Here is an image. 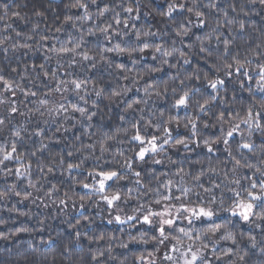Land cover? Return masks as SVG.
Segmentation results:
<instances>
[{
    "label": "trees",
    "instance_id": "obj_1",
    "mask_svg": "<svg viewBox=\"0 0 264 264\" xmlns=\"http://www.w3.org/2000/svg\"><path fill=\"white\" fill-rule=\"evenodd\" d=\"M73 0H0V5L8 4L10 7L9 17L5 20L0 21V39L8 37L9 39L3 45H0V69H3V75L8 78L14 79L16 82L21 83L26 88H31L37 92V97L25 98L17 92V101H24L23 104H18L22 112L28 113L27 116L14 115L12 118V124L0 130V137H11V128L24 127L28 129V132H22L25 139L18 144L19 152H30L34 151L39 147V138H29V133L39 124L40 127L46 129L47 136H53L55 127L64 122V115H56L53 113L52 116L41 117L38 113L29 112V109L34 110L37 106L38 98H42L43 94L48 91L49 88H54L56 81L49 78H44L42 74L37 77V72H33L31 65L44 64L46 70L50 72L57 70V75L60 79L71 80L73 78L87 79L89 81L87 88L90 95H88V104L85 105L83 101H79L78 97L74 92L69 90L63 93H54L50 97V105L55 106L58 102L64 103H80L82 107H88L92 111L97 112V116L91 122V127H88V122L81 120L79 114L76 113V120H69L65 122V126L69 128L67 133H56V137H59L60 143H52L49 146V150H46L43 154L37 153L36 157L27 155L25 157V163L29 160L32 162V179L37 184V188H29L27 186V179H17L15 175H7V169H14L18 165L16 162H6V167L0 166V192H7L8 188L12 184H16L17 191H20L22 195L17 197L11 193H8L5 199H0V264H97L96 261L91 259V256L98 252H103L104 255L99 257V264H145V260L153 256L157 252V244L151 239L154 231L146 230L145 226L136 223L135 227L131 224L118 225L115 222L109 224L108 220L115 214L110 209L100 202L98 195L87 194L88 190L83 189L80 186V182L91 183V178L88 177V171L95 168L97 165H103L105 168L120 169V165L124 162L125 157H131L134 155V150L138 149V145L131 142L130 137L133 134L131 128V122L139 120L143 116V120L140 123L147 124L151 121L152 124L159 123V116L161 112H164V120H167L169 115H172L179 119L180 126L176 129L175 123L170 125L173 129V136L184 138L190 136V130L184 128V123L188 117H200L198 122L199 133L198 137L212 138L215 139L220 135L219 128L220 124L216 120V116L220 112H225V120L231 119L234 123H240V119L246 116L247 108L252 102L253 97H250L247 91L248 87L255 89V72L256 64L258 62H264V57L257 58L252 55V50L256 49V46L261 45L257 51H264V7L258 2L255 5L248 4V0H218L222 9H226L229 13V17L236 16V13L231 11L230 5L235 4L237 11L241 4L244 5L245 11L249 15L245 16L241 13L237 19L245 21V31L240 32L238 24L228 25L223 20L222 13L213 12L209 16V27L205 29H193L196 35L203 36L205 33L211 30V27L216 26V19L219 18L223 27L221 31L224 32L230 40H232L231 54H239V58L244 61L245 59L253 60L250 65L254 80L249 84L244 77L234 75L228 81L227 92H221L220 97L226 100V103H221L218 100L212 106V112L208 115H202L196 110L195 100H202L198 94L193 97V103L187 110H181L176 112L171 108L172 95L169 91L167 97H157L153 92L151 97H146L143 92L145 83H152L157 89L163 90L165 84L171 87L179 84V79L173 82L172 77L179 73V78L184 79L186 75H191L194 70H199L201 76L200 80H185V84L189 87L195 86L204 89L205 81L203 79L205 74H208L210 78L216 75L215 70L211 67L213 63H216L215 57L209 59L206 63L203 55L198 54L199 44L195 41V36L190 35L185 38V44L182 45L179 42V38L175 37L173 28L175 24L182 18V15L177 13L176 19H166L160 15V11L166 9V5L170 0H98L100 7L104 4H108L110 7L115 8L116 11L120 12L121 20H129V27L123 28V24L118 26L123 32H127L128 35L114 36L109 42L104 39V36L96 31L95 35L89 36L88 29H95L96 26L103 27L107 23H113V27L117 26L113 21V12L107 13L104 17L96 19L95 13L97 7L91 6L90 11L93 13V19L90 21H76V27H72V23L64 24L65 15H80L81 13L75 9H68L66 5H69ZM179 2V0H177ZM191 3V0H188ZM201 5L206 4L209 0H197ZM137 3L140 7V19L133 20L124 13L118 4H122L124 7L132 6L136 7ZM21 5L17 8L16 5ZM36 9L45 11L44 17H36L33 12ZM208 11L207 9H203ZM11 11H20L21 15L26 16V20H19L11 16ZM147 13V15H145ZM2 14V10H0ZM193 19H195L193 17ZM11 24V28H6V25ZM34 24H38L39 27L35 33H32L31 29ZM136 26L133 29L132 25ZM62 27L60 32H56L57 27ZM139 30L141 32L151 31L158 33L152 37H142L143 40H147L151 44H162L165 48H176L183 49L188 53V58L191 60L189 65H184L183 61L180 60L178 53L173 57L169 58L171 64H177V67H169V65H161L160 59L153 61L151 50L146 51L143 54V59H140L139 53H134V58L138 60V63L133 65L131 60L127 56L117 55L115 53H105V55L112 62L111 67L109 64L100 62V49L102 47H111L117 42L126 46H135L138 42L135 40L134 32ZM16 31L23 33L20 37L15 35ZM229 32L231 35L229 36ZM26 35H32V40H26ZM41 35L47 36L48 39L43 41V47L37 45L39 37ZM69 35H71V43H69ZM83 35L84 43L78 51H87L90 55L94 56L98 61L95 69L90 67V62H85L76 57L78 63L72 67H68L71 59V54L68 55H57L51 51H48L49 46L55 45L59 48L62 44L72 47L74 43L79 41L80 36ZM173 40L176 41L173 45ZM29 43L33 45L31 51L23 48H19L16 51L12 50V45L16 43ZM188 43H194L195 47L189 49L186 47ZM8 48L7 55L3 52V48ZM210 47L215 48V34L211 41ZM222 49V45L220 46ZM45 56L51 57V59H44ZM179 60V63L177 61ZM228 62L231 63L229 57ZM116 64H124L128 69H131L127 74L129 77H138V82L135 87L140 89L139 92L133 90L123 97L122 100L118 98V102L109 104L106 99L97 98L94 94L93 86L97 89L104 88L105 96L110 94V90L116 88L118 85H128L132 87L131 79L123 80L122 74L116 71ZM25 65L28 66V72L25 73ZM150 67H158L162 70L159 72H153L150 75H145ZM11 68H17L18 71L13 73L10 71ZM66 73H71L68 75ZM223 77V71L219 73ZM24 75L26 78L21 81L20 76ZM245 80V87L241 88L238 81ZM34 81V84H33ZM179 91V89H178ZM81 94H84L83 92ZM260 94L256 93V97ZM206 98V97H205ZM134 99H147L148 104H141L138 107L143 108L144 111L141 113L137 112H124L125 102H131ZM95 100L98 104V108L92 109L91 102ZM7 105H0V116L6 114ZM43 110V109H42ZM239 114V118L237 117ZM125 115V121L120 120V116ZM48 123L45 124L44 121ZM80 121V122H77ZM207 121L210 125L209 128H204V122ZM264 124V121H262ZM73 125H75L73 127ZM224 129L227 130L230 127L229 123L223 125ZM127 130V134L125 133ZM146 133L156 132L155 128L143 129ZM159 136H163L162 130L156 133ZM80 139L77 140L76 137ZM108 136L115 137L113 140L108 141L110 151L104 153L101 157L100 143ZM245 139H251L256 142L257 145L264 140V133L260 130H254L252 135L249 137V131L247 126L241 124L239 131L235 134V138L230 141L227 146L228 151L235 156L236 159H241L242 162L247 160L262 170H264V154H261L259 150L253 155L247 152V150L241 151L238 149L237 141H241V137ZM49 143L47 139L44 141ZM88 144H95V149H87L84 146ZM225 145L220 143L214 146L213 153H208L206 148L203 147L201 142L200 147L190 145L189 149L186 150L182 146L173 148L171 145L165 146V151L155 157V159L162 160V163L157 165L152 163V157L147 158V162L141 163L136 162L134 168L137 171H141V181L143 185L147 187L157 189L161 192L165 191L162 187L163 182L168 180L173 181V192L177 196L181 195L178 191L180 187H186L191 189L190 198L193 202H198L196 193L202 194L204 201L207 202L208 195L203 192V189L197 187V182L194 181L193 177L200 175V182L204 187H212L213 184H221V189H216L217 203L210 205L217 209L218 214L224 212L221 207L228 208L231 206L230 193L227 192V188L224 187H236L228 182L236 177L247 176L249 179H255L259 181L261 179L259 173L255 172V169H239L238 172L233 173L232 167L234 160L228 156L225 151ZM79 149V151H76ZM63 150L66 154L68 151H73L74 156L71 158L66 157L67 162L79 163L81 159L87 157L84 160L83 165L79 170L69 175L63 168L56 165V160L59 159L58 153ZM118 151H122L124 156L121 157L116 155ZM97 157H100L97 160ZM55 158V160L53 159ZM44 165H53L54 172L47 174V168L45 167V177L37 169V161ZM107 161V163H105ZM66 167V165H65ZM183 169V172H180ZM180 173L177 175V173ZM227 173V178L225 174ZM158 177L159 179H156ZM249 179H242V184L247 186ZM136 177L128 175L125 180L120 181L119 184L124 186L126 191L127 188H132L131 193L132 199L125 204L126 211L123 215L133 213V208L137 207L141 203H148L155 197L153 193L143 195L144 189H141V193H137V185H135ZM55 185L59 190L55 192L51 197L45 195V192L49 191L52 185ZM113 184V189L116 187ZM39 189V191H37ZM25 191L31 192L32 196L29 199H23V193ZM221 191L224 193V203L221 206L219 203V196ZM255 191H259L257 188ZM67 192L68 196L71 197L68 200L67 206L73 204V202L84 203L89 205V209L81 213L70 214L66 212V206L59 203L60 199L65 198L64 193ZM123 194V193H122ZM86 196L85 201H81L80 197ZM244 195V193H242ZM184 199V198H182ZM99 201V202H98ZM179 201H173L178 203ZM185 203L189 201L184 199ZM152 207H160L153 204ZM111 213V215H110ZM88 217L87 220L84 217ZM229 216L220 217L216 219L217 222L228 220ZM77 220L80 221L77 224ZM135 223V222H133ZM256 223H261L257 221ZM75 225V227H73ZM184 226V225H181ZM206 226L197 222L195 227L200 228ZM229 230L232 231L239 240V248L246 250L248 255L246 257L245 264H264V254L259 252V248L264 246V223L261 227L256 229L249 228L238 218L232 217L229 222ZM21 228H26L28 231H19ZM79 232L80 238L77 240L75 235ZM141 232H145L144 238L148 240V243L131 242L130 236H139ZM174 235L176 233H173ZM241 234L243 238L241 239ZM252 235L256 237L258 242L257 248L252 249L248 241V236ZM100 236L104 238L99 239ZM111 238V239H110ZM49 241L51 243H49ZM92 241V242H90ZM209 243V250L206 251V255L211 256L210 248L211 242ZM184 245L190 243L187 238L183 241ZM126 244L127 247L121 245ZM235 248L237 246L232 245L230 242L220 241L217 245L218 251L226 248ZM67 249V251H66ZM149 253H152L149 256ZM243 254V251L241 252ZM144 257V261L141 262L138 257ZM233 256L231 259H235ZM229 257H225L227 261ZM219 264V262H214ZM239 264V262H238Z\"/></svg>",
    "mask_w": 264,
    "mask_h": 264
},
{
    "label": "snow or ice",
    "instance_id": "obj_2",
    "mask_svg": "<svg viewBox=\"0 0 264 264\" xmlns=\"http://www.w3.org/2000/svg\"><path fill=\"white\" fill-rule=\"evenodd\" d=\"M259 3L262 7H264V0H248V4L255 5ZM95 5L97 7V12L95 13V18L99 19L104 17L107 13L113 12V21L117 26L113 27V23H107L103 27L96 26L95 29L89 28L88 35L92 36L96 34V31H99L104 36L106 41H111L114 36H127V32H123L118 26L123 24V28L127 29L129 27V20L124 19L121 20L120 12L116 11L115 8L110 7L108 4H104L103 7H100L98 4V0H73V2L66 7L70 10L75 9L79 11L80 15H65L64 16V24H68L70 22L76 21H90L93 19V13L90 11L91 6ZM17 8H20L21 5L17 4ZM117 7H120L124 13H127L129 17L133 20L140 19V7L137 3L136 7L127 6L124 7L122 4H118ZM231 11L236 13V16L229 17V13L226 9H222L218 0H209L206 4H199L197 0H191V3L188 0H170L167 3L166 9L160 11V15L165 17L166 19H176V14L179 13L182 15V18L175 24L173 28V32L175 37L179 38V42L184 45L185 38L190 35L195 36V41L198 42V54H202L205 62L207 63L210 58L215 57L216 63H213L211 67L215 70L216 75L212 78L205 74L203 79L205 81L204 89L199 87H189L185 84V80H200L201 76L199 74V70H194L191 75H186L184 79L179 78V73L172 77L173 82L179 79V84L171 87L165 84L163 90H159L152 83H145L143 87V92L146 97H151L153 92L157 97L164 96L167 97L169 91L172 95V105L171 108L176 112L181 110L185 111L187 115V110L190 108L193 103V97L197 94L202 97V100H195L196 110L202 115H208L212 112V106L218 100L221 103H226L227 101L220 97V93L227 92L228 81L234 76H242L245 80L251 84L254 80V76L252 74V70L250 65L253 63L251 59H245L242 61L239 58V54L232 55L231 54V45L232 40H230L227 36H225L224 32L221 31L223 24L219 18L216 19V26L211 27V30L205 33L203 36L196 35L193 29H205L208 28L209 25V16L213 12L222 13L223 20L227 22L228 25L238 24L239 31L242 33L245 31V21L238 20L237 17L243 13V15L247 16L249 13L245 11L244 5L241 4L239 7V11H237V6L235 4L230 5ZM203 9H207L208 11H204ZM0 10H2V14H0V21L5 20V18L9 17L10 7L8 4L0 5ZM33 14L36 17H44L45 11L36 9ZM147 15V13H145ZM11 16L15 17L19 20H26V16L21 15L20 11H11ZM193 17L195 19H193ZM12 25H6V28H11ZM39 27L38 24H34L32 26V33L37 31ZM62 27H57L55 29L56 32H60ZM72 27L75 28L76 24L73 22ZM133 29H136V26L132 25ZM215 34V44L216 47H210L211 41L213 39V35ZM15 35L20 37L23 35L22 32L16 31ZM135 40L138 42L135 46H126L122 45L120 42L115 43L111 47H102L100 49V62H104L109 64L111 67V61L105 55V53H115L117 55L127 54L131 63L133 65L138 63V60L134 58V53H139L140 59H143V54L151 50V55L153 61L160 59L161 65H169V67H177V64H171L169 58L173 57L178 53L180 60L183 61L184 65H189L191 60L188 58V53H186L183 49L176 48L175 46L169 48H165L162 44H151L147 40L142 41V37H152L158 35V33H154L151 31L141 32L139 30H135L134 32ZM231 32H229V36ZM9 39L5 37L0 39V45H3L6 40ZM32 35H26V40H32ZM48 39L47 36L41 35L39 37V41H37V45L39 47H43V41ZM71 35H69V43H71ZM84 43L83 35L80 36L79 41L74 43L72 47H68L62 44L59 48L55 45H51L48 48V51L56 53L57 55H68L71 54V59L69 61L68 67H72L76 63H78L76 57L79 56L82 61L90 62V67L95 69L98 61L96 58L89 54L87 51H78L82 47ZM176 41L173 40V45H175ZM223 46L222 49L220 46ZM12 50L16 51L19 48L27 49L29 51L32 50L33 45L25 42V43H16L13 44ZM189 49L195 47L194 43H188L186 45ZM261 45H257L256 49L252 50V55L257 57L258 59L264 57V51H257L260 49ZM9 49L3 48V52L7 55ZM229 57L231 58V63L228 62ZM44 59H51L49 56H45ZM179 63V60L177 61ZM59 67H63V65H58ZM37 68L39 71L37 72ZM116 71L122 74V79L127 81L131 79L132 87L128 85L120 86L118 85L116 88L110 90V94L105 96V89L99 88L97 89L93 86V92L95 96L99 98L106 99L109 104L118 102V98L120 100L123 99L125 95L129 92L135 90L139 92L140 89L135 87L138 82V77H129L127 74L131 71L124 64H116ZM31 69L33 72H37V77L41 74L44 78H51L56 81V85L54 88H49L46 93L43 94L42 98H38L37 106L34 110L29 109V112L38 113L41 117L47 114L48 116H52L53 113L56 115L63 114L64 122L59 123L55 127V131L53 136L46 135V129L39 126V124L29 133V138L36 137L39 138V147H37L34 151L30 152H19L18 144L22 142L25 137L22 135V132H28L27 128L24 127H16L13 125L11 128V137H0V166L6 167V162H16L18 165L14 169L8 168L7 175H15L17 179H27V186L29 188H37V184L32 179V162L29 160L25 163V157L30 155L32 157H36L37 153L43 154L46 150H49V146L52 143H60L59 137H56V133H67L69 128L65 126V122L69 120H76L75 114L78 113L81 120H85L88 122V127H91V122L97 116L96 111L90 110L88 107H82L80 103H64L58 102L55 106L50 105V97L53 96L54 93H63L71 90L78 97L79 101H83L85 105L88 104V92L87 85L89 81L87 79H79L73 78L71 80L60 79L57 75V70H46L44 64L36 65L33 63L31 65ZM161 68L158 67H150L145 75H150L153 72L161 71ZM11 72L15 73L18 71L17 68H11ZM25 73L28 72V66L25 65L24 68ZM223 71V77L219 74ZM3 69H0V105H7L6 114L0 116V130L7 127L9 124H12V118L14 115L18 114L20 116H27L28 113L22 112L18 104H23L24 101H17L16 96L17 92H19L25 100L29 98L37 97V92L33 91L31 88H26L21 83L16 82L14 79L8 78L2 74ZM71 75V73H66ZM255 89L252 87H248L247 91L249 92L250 97H253L251 104L247 108L246 116L243 119H240V123H234L231 119L225 120V112H220L219 115L216 116L217 122L220 124L219 132L220 135L215 139L212 138H203L202 141L198 137L199 127L198 122L200 117H188L186 122L184 123V128L190 130V136L180 138L178 136H173V129L170 127L173 123L176 125V129H179L180 121L178 118L169 115L167 120H164V112L160 113L159 123L152 124L151 121L147 124H141L144 118L140 117L139 120L131 122V128L133 130V134L130 137L131 142H134L138 145V149L134 150V155L131 157H125L124 162L120 165V169L113 168H105L103 165H97L92 170L88 171L87 175L91 178V183L80 182V186L83 189L88 190L87 194L90 195H98L100 200L103 201L108 209H120V205L127 204L129 200L132 199L131 193L133 192L132 188H127L126 191L123 185H120L119 182L126 179V177L130 174L136 177L135 185L137 187V193H141V189H144L143 195H147L148 193H153L154 199L149 201L148 203H141L137 207L133 208V214L122 216L119 212L111 216L108 220V223L111 224L115 222L118 225H126L131 224L135 227L136 223H139L142 226H145L146 230H151L156 233L151 237V239L157 245H165V242L175 241V243L171 244L168 252H165L163 259L165 261H170L172 264H214V262H219V264H245L246 257L248 252L246 250H242L239 248V240L237 236L229 230V222L230 218L237 217L241 221L245 223H254L256 227H261V224L264 223V170L260 167L249 163L247 160L242 162L241 159H236L235 156L232 155L230 151H228L227 146L230 141L235 138V134L239 131L240 125L243 124L247 126L249 131V137L252 135L254 130H260L264 133V62H258L256 64V72H255ZM26 77L24 75L20 76V80L23 81ZM142 78V77H139ZM245 80H239V86L241 88L245 87ZM34 84V81H33ZM179 89V91H178ZM84 94H81V93ZM256 93H259L260 96L256 97ZM206 97V98H205ZM144 104H148L147 99H134L131 102H125L124 112H143V108H139L138 106ZM91 108H98V104L95 100L91 102ZM43 109V110H42ZM239 118V114L237 117ZM125 115L120 116L121 121H125ZM80 122V121H77ZM45 124L48 123L47 120L44 121ZM225 123H229L230 127L225 130L223 125ZM75 125H73L74 127ZM213 125H210L207 121L204 122L203 127L209 128ZM155 128L156 132L154 133H146L143 129L147 128ZM162 130L163 136H159L156 133ZM127 134V130H125ZM45 139L49 141V143H45ZM77 140L80 139L79 136L76 137ZM115 137L108 136L102 140L100 143V153L101 157L104 153L110 151L108 146V141L113 140ZM201 142L203 147L206 148L208 153H213L214 146L217 144H224L225 151L228 156H230L234 160V164L232 167V172L236 173L239 169H255L253 176L256 173H259L261 179L259 181L255 179H249L247 176L236 177L233 178L228 183L231 185H235L236 187H224L227 188V192H229L230 199L232 201L231 206L228 208L221 207V210L229 213V219L217 222L216 217L218 215L217 209L211 207L210 205L217 203V195L215 190L221 189V184H213L212 187H204V185L200 182V175L194 176V181L197 182V187L203 189V192L208 195L207 202L204 201L202 194L197 192L196 197L198 202L191 201L190 193L191 189L186 187H180L178 191L181 195L177 196L175 192H173V181L168 180L167 182L162 183V187L165 191L161 192L159 188L153 189L147 187L142 184L141 171H137L134 168V164L136 162L145 163L147 162L148 157H152L153 164H161L162 160L155 159L157 155L163 153L165 151L166 145H171L173 148L178 146H182L184 149L188 150L190 145H195L196 147H200ZM238 149L241 151L247 150V152L255 155L257 150L261 154H264V140L261 141L259 145L256 144L255 141L251 139H245L243 136L241 137V141H237ZM87 149H95V144H88L84 146ZM76 151H79L77 149ZM66 157L71 158L74 156L73 151H68L66 154L61 150L58 153L59 159L56 160V165L63 168L69 175L73 174L77 170L81 168L84 163V159H81L79 163L67 162ZM116 155L121 157L124 156L122 151H118ZM55 160V158H53ZM100 157H97L99 160ZM107 163V161H105ZM264 163V161H261ZM66 165V167H65ZM45 167L47 168V174H52L54 172L53 165H44L37 161V169L42 174V177H45ZM180 172H183V169H180ZM180 173L178 172L177 175ZM46 178V177H45ZM225 178H227V173L225 174ZM156 179H159L156 177ZM242 179H249V183L247 186L242 184ZM113 184L117 186L113 189ZM17 185L12 184L7 192H0V199H5L8 193H11L17 197H20L22 193L16 190ZM259 188V191H255ZM39 191V189H37ZM59 191L56 186L53 184L51 189L45 192V195L51 197L55 192ZM123 193V194H122ZM244 193V195H242ZM32 196L31 192L25 191L23 193V199L27 200ZM63 199H60L59 203L61 205L67 206L68 200L71 197L68 196V193H64ZM187 199L189 202L185 203L184 199ZM86 196L82 195L80 200L85 201ZM173 201H179V204L173 203ZM75 203V202H73ZM219 203L222 206L224 203V193L221 191L219 196ZM160 206L159 209H155L152 205ZM80 207H84V203L80 204ZM122 211V209H120ZM111 215V213H110ZM85 220L88 217H84ZM257 221L261 223H256ZM135 222V223H133ZM183 222H186V226H181ZM200 222L201 224H205L206 226L197 228L195 224ZM80 223L79 220L76 222ZM75 227V225H73ZM19 231H28L26 228H21ZM173 233H176L175 235ZM77 240L80 238V233L77 231L75 233ZM145 232H141L140 235L130 236L131 242H140V243H148V240L144 238ZM103 236H100L99 239H103ZM187 238L190 243L186 246L183 241ZM243 238V234H241V239ZM111 239V238H110ZM205 241L211 242V256L206 255V251L209 250V243ZM220 241L230 242L232 245L237 246L235 250L231 247L226 249H221L218 251L217 245ZM248 241L252 249L257 248V240L255 236L249 235ZM92 242V241H90ZM49 243H51L49 241ZM122 247H127L126 244L121 245ZM167 246V245H165ZM67 251V249H66ZM243 251V254L241 252ZM170 253H179L178 257H174ZM259 252L264 254V246L259 248ZM103 252L95 253L91 256L93 261H96L99 264V257L103 256ZM152 253H149L151 256ZM235 256V259H231V257ZM225 257H229L227 261H225ZM138 259L143 262L144 257L141 255ZM148 264H155L154 261H149Z\"/></svg>",
    "mask_w": 264,
    "mask_h": 264
},
{
    "label": "rangeland",
    "instance_id": "obj_3",
    "mask_svg": "<svg viewBox=\"0 0 264 264\" xmlns=\"http://www.w3.org/2000/svg\"><path fill=\"white\" fill-rule=\"evenodd\" d=\"M99 202V201H98ZM100 202L101 203H103L104 205H105V203L103 202V201H101L100 200ZM80 204L81 203H79V202H77V203H73V204H70V205H68V206H66V212H69L70 214H77V213H81V212H83V211H85V210H88L90 207H89V205L88 204H84V207L83 208H81L80 207ZM177 205L179 204V202L178 203H176ZM153 208H155V209H159L160 207H153ZM120 209H122V211L120 210ZM120 209H111V212L112 213H114L115 215L119 212V214H121L122 216H124L123 215V212H125L126 211V209H125V204H121L120 205ZM131 214H133V213H131ZM131 214H128V215H131ZM225 216H229V213H227V212H222V213H220V214H218L217 215V217L215 218V219H219L220 217H225ZM237 218V217H236ZM239 219V218H238ZM240 220V219H239ZM241 221V220H240ZM241 222H243V221H241ZM245 225H247L249 228H253V229H256L257 227L255 226V224L254 223H245V222H243ZM181 225H184V226H186V222H183ZM172 243H175V241H171V242H168V241H166L165 242V245H167V246H165V245H158L157 246V252H156V254L155 255H153V256H151V257H149L147 260H145L144 262H145V264H148V262L149 261H154L155 262V264H172V262H170V261H165L164 259H163V256H164V254H165V252H168V250H169V248L171 247V244ZM186 246V245H185ZM169 254H171V255H173L174 257H178L179 256V253H170L169 252Z\"/></svg>",
    "mask_w": 264,
    "mask_h": 264
}]
</instances>
